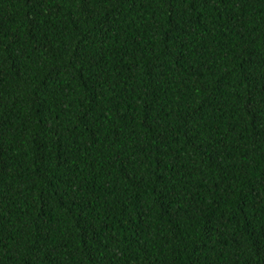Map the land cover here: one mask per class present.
<instances>
[{"label":"trees","instance_id":"obj_1","mask_svg":"<svg viewBox=\"0 0 264 264\" xmlns=\"http://www.w3.org/2000/svg\"><path fill=\"white\" fill-rule=\"evenodd\" d=\"M0 264H264V0H0Z\"/></svg>","mask_w":264,"mask_h":264}]
</instances>
